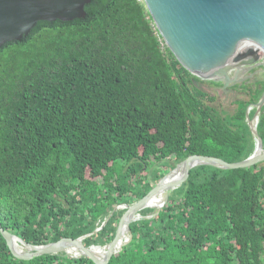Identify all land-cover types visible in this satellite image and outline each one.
Segmentation results:
<instances>
[{"label": "trees", "instance_id": "16d2710c", "mask_svg": "<svg viewBox=\"0 0 264 264\" xmlns=\"http://www.w3.org/2000/svg\"><path fill=\"white\" fill-rule=\"evenodd\" d=\"M84 12L0 46V227L33 246L85 236V247H103L124 211L115 208L186 157L240 162L255 145L245 110L262 90L224 114L141 1L90 0ZM256 129L264 149V106ZM263 172L191 169L161 209L139 212L109 264H264ZM0 264L93 263L19 261L0 235Z\"/></svg>", "mask_w": 264, "mask_h": 264}, {"label": "water", "instance_id": "95a60500", "mask_svg": "<svg viewBox=\"0 0 264 264\" xmlns=\"http://www.w3.org/2000/svg\"><path fill=\"white\" fill-rule=\"evenodd\" d=\"M140 1L164 46L178 64L200 82L222 83L219 89L226 94L228 87L238 83L237 78L243 71L261 67L264 72V0ZM89 3L90 0H0V46L6 42L19 41L37 22L83 19L84 7ZM241 45H248L249 49L238 50ZM193 83L197 85L195 80ZM263 106L264 88L258 101L245 110V121L255 142L251 155L234 163L214 157L189 155L141 199L129 206L115 208L124 211L118 220L114 237L107 245L85 247L82 243L84 236L61 238L56 242L33 246L0 227V235L11 256L19 261H30L40 256L61 253L68 256L66 250L74 248L79 255L70 258L84 257L93 264H109L112 257L129 241V225L140 218L139 212L146 208L153 209L149 202L156 195L164 194L162 204L158 207V210L161 209L169 193L186 182L191 169L211 166L234 170L264 163L262 140L256 129ZM252 109L254 114L250 119L249 112ZM177 171L181 172V176L173 179ZM101 248L105 251L103 257L99 258L95 250Z\"/></svg>", "mask_w": 264, "mask_h": 264}, {"label": "flooded vegetation", "instance_id": "af4514ba", "mask_svg": "<svg viewBox=\"0 0 264 264\" xmlns=\"http://www.w3.org/2000/svg\"><path fill=\"white\" fill-rule=\"evenodd\" d=\"M237 82V84L228 87L226 94L219 89L222 83L205 81L207 84L202 83L201 86L210 95H213L216 100L218 99L219 94H221L225 100L230 99L228 100L229 102L235 103L237 101H243L239 100L242 96H248L256 90H263L264 84L262 86V84L259 85V83H264V72L261 67H253L250 70L243 71L237 78ZM230 104L231 103L228 105Z\"/></svg>", "mask_w": 264, "mask_h": 264}, {"label": "bare ground", "instance_id": "6f19581e", "mask_svg": "<svg viewBox=\"0 0 264 264\" xmlns=\"http://www.w3.org/2000/svg\"><path fill=\"white\" fill-rule=\"evenodd\" d=\"M249 46L248 45H241L240 47H238V50H241V51H245L248 48ZM251 48V47H250ZM253 49V48H251ZM181 176V172L180 171H177L173 174L172 178L173 179H177ZM163 198H164V194H158L156 195L150 202V207L153 208L154 210H158V207L162 204V201H163ZM121 246V245H120ZM19 248V247H18ZM105 249L101 248V249H96L95 250V254L97 255V257L99 258H102L103 257V253H104ZM68 256L70 257H77L79 254L77 252V250H75L74 248H70V249H67L66 250Z\"/></svg>", "mask_w": 264, "mask_h": 264}, {"label": "rangeland", "instance_id": "374dc122", "mask_svg": "<svg viewBox=\"0 0 264 264\" xmlns=\"http://www.w3.org/2000/svg\"><path fill=\"white\" fill-rule=\"evenodd\" d=\"M203 83H205V82H203ZM199 84H202L201 82H199ZM205 84H207V83H205ZM201 90H203V91H205V89L201 86V85H199L198 86ZM207 92V91H206ZM213 96V95H212ZM232 99V98H231ZM248 99V96H242V97H240L239 98V100H243V101H245V100H247ZM228 100H230V99H228ZM228 100H225L224 98H223V96L221 95V94H219V96H218V99L216 100L215 99V102L213 103V105L218 109V110H220V111H222L224 114H227V115H229V114H232L233 112H234V110H235V105H234V103H232V102H229ZM229 103H231L230 105H228ZM259 121V120H258ZM157 211V210H156ZM104 224V223H103ZM128 236H130L129 235V233L127 234Z\"/></svg>", "mask_w": 264, "mask_h": 264}, {"label": "built area", "instance_id": "2783aa9c", "mask_svg": "<svg viewBox=\"0 0 264 264\" xmlns=\"http://www.w3.org/2000/svg\"><path fill=\"white\" fill-rule=\"evenodd\" d=\"M140 1V0H139Z\"/></svg>", "mask_w": 264, "mask_h": 264}]
</instances>
